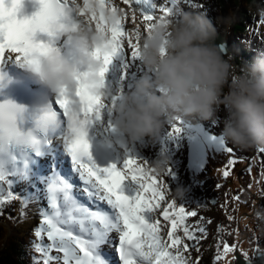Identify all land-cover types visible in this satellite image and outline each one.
Segmentation results:
<instances>
[{
  "label": "snow or ice",
  "instance_id": "obj_1",
  "mask_svg": "<svg viewBox=\"0 0 264 264\" xmlns=\"http://www.w3.org/2000/svg\"><path fill=\"white\" fill-rule=\"evenodd\" d=\"M25 3L0 0V65L8 60L31 63L35 53L57 50L53 41L62 33L54 25L76 27L91 5L101 9L91 10V19L107 39L91 51L100 65L97 79L80 73L74 87L59 89L49 103L33 111L10 100L0 102V215L6 205L18 202L23 220L29 206H36L41 219L33 248L40 257L34 264H201L199 245L208 238L213 221L175 198L166 199L170 187L163 177L171 170L157 175L134 155L102 166L92 155L89 137L97 122L115 113L121 98L104 91L114 58L126 66L140 60L143 31L158 20L176 18L182 8H205L206 0H35L38 7L32 15L24 14ZM104 10L114 15L111 24ZM259 24L264 26V17ZM38 33L47 39L38 40ZM180 124L172 123L170 138L180 134ZM213 142L227 154L220 174L229 178L241 158L223 138ZM256 153L264 157V148L257 147ZM246 171L252 173L251 164ZM232 199L239 202L241 197ZM220 207L228 221L235 219L226 205ZM160 218L167 222L163 234ZM190 218H196L195 225ZM226 228L217 225L216 264L229 254L232 264L235 261L238 245L227 242ZM192 251L197 259L191 258ZM240 253L249 257L247 251Z\"/></svg>",
  "mask_w": 264,
  "mask_h": 264
},
{
  "label": "clouds",
  "instance_id": "obj_2",
  "mask_svg": "<svg viewBox=\"0 0 264 264\" xmlns=\"http://www.w3.org/2000/svg\"><path fill=\"white\" fill-rule=\"evenodd\" d=\"M93 9L101 11L98 5H91L74 28L54 25L73 41L91 80L98 78L100 68L91 51L107 39L91 19ZM258 14L264 17V7L258 9ZM104 16L109 24L115 19L107 10ZM221 19L230 27L235 16L230 13ZM217 34L216 25L205 14L192 11H180L171 20H158L142 32L139 58L147 71L133 90L121 96L114 109L118 130L130 142L155 138L163 124L177 116L208 120L223 105L227 113L224 139L241 151L264 148V51L238 67L234 57H226L214 43ZM26 70L53 93L74 87L80 74L55 49L35 53L32 62L26 63ZM149 167L157 175L164 174L168 159L162 156ZM171 194L182 197V190L178 188ZM259 215L264 218V213Z\"/></svg>",
  "mask_w": 264,
  "mask_h": 264
},
{
  "label": "rangeland",
  "instance_id": "obj_3",
  "mask_svg": "<svg viewBox=\"0 0 264 264\" xmlns=\"http://www.w3.org/2000/svg\"><path fill=\"white\" fill-rule=\"evenodd\" d=\"M217 1L218 0H212V3L214 4V2H217ZM258 1H259V3H258ZM257 4H260V0H256L255 2L252 1V3H251V0H230V3L228 2V4L225 6V8H224L225 10L221 9L220 6L214 7V9H213L214 14H215L216 18L218 17L220 19L219 21H216V23L218 25L217 27L220 30H223V32L225 34H227L225 36H228V34H230L232 25L230 27H227L222 22L221 18L229 16L230 13H234V16L236 19L237 14L242 9L243 10L249 9V8L255 7ZM259 7L260 8L264 7V4H263V6H259ZM199 9H201V8L193 5L191 7V10H189V11L198 13ZM258 9H257V11H258ZM221 23L223 26L220 27ZM258 27H260V29L262 30L261 35L264 36V26H261L259 24V21H258ZM217 110H220V108ZM221 124L223 125V123H220V125ZM192 137L194 139H199L200 142H202L200 134L194 133L192 135ZM187 138L189 139V136L185 132L184 133L180 132V134L178 136L171 137L169 139L170 152L172 154V160H173V162L171 163L172 166L170 167L171 168L170 174L173 178L170 180V183L168 181H166L169 184V187H172L174 184H176V185L181 184V181L178 178V176L180 173H181L180 174L181 176L184 175L183 174L184 172L181 169H182V166H183V164L187 158V155L185 153V147L183 146V144ZM217 140H219V137ZM187 142H188V140H187ZM189 144H190V141H189ZM225 144H226V142H225ZM207 145L209 146L207 151L204 148L205 144L201 143L199 145V149H201L199 156H197V154L194 151H191V153H190V158H192V162L190 163L191 171H190V174L187 171L185 172V174H189V178L195 177L196 183L198 184L197 188L194 189V187H192L193 188L192 189L193 198L195 200L201 199L204 201L214 200L215 204L217 205V207L215 209L217 212L215 210H210L208 213L204 212L202 209H198L194 205L190 204L188 201V198H186V200L184 201L182 206L190 207L193 210L200 212V214L202 216L206 217L207 219H211L213 221V223L210 226V229H209V232H210L211 228L214 225V218L216 217L217 214L220 215L223 220H225V218H226L227 213L225 212L224 209H222L220 207L221 205H226L228 212H231L233 209L235 211L238 210V212L241 211V208L238 207L237 202L235 200H233L232 197H234L235 195H240V197L246 196V194H245L246 190L244 189L243 185H241L239 183L238 179L235 176L237 167L235 168V171L231 177L223 178L221 176L220 170L225 166V164H223V162L227 160V158H228L227 154H224L223 149L220 148L215 142H213V140L208 141ZM122 152L124 153V151H122ZM206 156H207V160L209 161V163L212 164V165H210L209 163L206 162L208 169L211 172L206 173L205 171H203L199 174L197 171L198 163H199L198 159L204 158ZM140 163H141V161H140ZM200 168L204 169L205 167H203V165H200ZM187 170H188V168H187ZM213 172H215L216 176ZM240 173L242 174V181H247L253 175L257 176V175H255L254 171H252V173H251L252 175L247 173V172L244 173V171L240 172ZM217 175L221 176V178L223 179V182L217 178ZM164 178L165 177H163V179ZM226 182H227V184H229V182H230V185H228V187H226V185H225ZM218 183L220 185H222L220 188H217ZM189 185H191V184H189ZM189 185L186 184V187ZM240 189H243V190H240ZM246 199L250 200L252 203L253 202L252 194L250 193ZM262 201L264 202V200H262ZM160 219H161V228H162V234H163L164 231H166L164 228V225L166 224V222L163 221L162 218H160ZM190 221H191L192 225L196 224V218H190ZM228 225H229L230 230H232L235 223H231ZM2 226H5V225L0 220V229ZM5 227L11 228L10 225H7ZM232 234H233V232H232ZM258 236H259V234H257L255 231V237H254L255 241H257ZM232 238H234V235H232ZM204 241H206V240H204ZM204 241L200 245L205 244ZM248 245L251 246V244H249V241H247V243H246V249H247ZM205 253L207 256L209 255V253L206 250H205ZM191 258L194 259L193 253H191ZM228 259L229 258H227L226 260H228ZM226 260L221 261L220 264H225ZM201 264H204V263L201 262Z\"/></svg>",
  "mask_w": 264,
  "mask_h": 264
},
{
  "label": "trees",
  "instance_id": "obj_4",
  "mask_svg": "<svg viewBox=\"0 0 264 264\" xmlns=\"http://www.w3.org/2000/svg\"><path fill=\"white\" fill-rule=\"evenodd\" d=\"M218 1H220V6H222V8H223L225 1H223V0H218ZM252 1L255 2L256 0H251V3H252ZM242 14L245 15V12H243ZM241 25H242V23H237L236 26H237V28H240ZM236 65L238 67L240 66V64L239 65L236 64ZM171 126H172V124H170L169 122H165L163 124L162 128L160 129L158 136H156L155 138L152 137V139H154V143L156 145L159 144V140L162 141L163 138L168 137L169 132L171 131ZM158 152L159 151H156L154 154L156 155ZM201 171H202V169H201ZM173 198H175V197H174V195L171 194L169 196V200H171ZM176 200L179 201L180 197L176 198ZM13 237L14 236L8 234L7 230L0 233V264H26L25 259H27L26 257L29 258V254L22 255V253L24 252L23 250H19V248L15 249L13 247V244H12L13 241H11ZM27 246L29 249H31L33 247V244H28Z\"/></svg>",
  "mask_w": 264,
  "mask_h": 264
},
{
  "label": "water",
  "instance_id": "obj_5",
  "mask_svg": "<svg viewBox=\"0 0 264 264\" xmlns=\"http://www.w3.org/2000/svg\"><path fill=\"white\" fill-rule=\"evenodd\" d=\"M214 43H215L218 47L222 48V46H221V41H220V40L214 41ZM221 50H222V49H221ZM222 52H223V50H222Z\"/></svg>",
  "mask_w": 264,
  "mask_h": 264
},
{
  "label": "bare ground",
  "instance_id": "obj_6",
  "mask_svg": "<svg viewBox=\"0 0 264 264\" xmlns=\"http://www.w3.org/2000/svg\"><path fill=\"white\" fill-rule=\"evenodd\" d=\"M188 7H185V8H182V11H186V9H187ZM239 35V34H238ZM239 39L241 38V36L239 35V37H238ZM241 211H242V209H241ZM240 211V212H241Z\"/></svg>",
  "mask_w": 264,
  "mask_h": 264
}]
</instances>
